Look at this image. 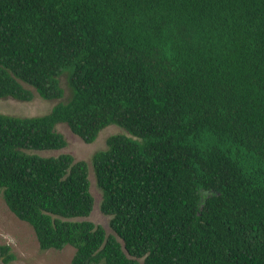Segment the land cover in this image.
Returning a JSON list of instances; mask_svg holds the SVG:
<instances>
[{
    "label": "trees",
    "instance_id": "trees-1",
    "mask_svg": "<svg viewBox=\"0 0 264 264\" xmlns=\"http://www.w3.org/2000/svg\"><path fill=\"white\" fill-rule=\"evenodd\" d=\"M66 78L70 97L63 101ZM0 194L71 264H264V0H0ZM86 144L117 126L90 168ZM16 259L0 244V260Z\"/></svg>",
    "mask_w": 264,
    "mask_h": 264
},
{
    "label": "rangeland",
    "instance_id": "rangeland-1",
    "mask_svg": "<svg viewBox=\"0 0 264 264\" xmlns=\"http://www.w3.org/2000/svg\"><path fill=\"white\" fill-rule=\"evenodd\" d=\"M62 86L66 91L63 101H67L70 97V89L65 77L62 79ZM59 102L45 100L37 94L32 102H20L11 98L0 99V113L17 117L45 116L50 114ZM57 131L65 137L67 147L59 151L37 152V154L42 157L71 155L76 162L88 163L91 193L95 199V206L90 217L80 220L103 226L109 235L114 234L111 228V217L106 216L101 210L103 192L97 184L92 159L96 153L108 148L107 141L111 136L124 132L117 126H110L101 132L94 143L86 144L65 124L58 125ZM0 244L12 248L16 259L10 264H71L76 253L75 248L71 246H67L62 251H42L33 227L27 222L19 220L9 210L2 194H0ZM0 264L5 263L0 260Z\"/></svg>",
    "mask_w": 264,
    "mask_h": 264
}]
</instances>
